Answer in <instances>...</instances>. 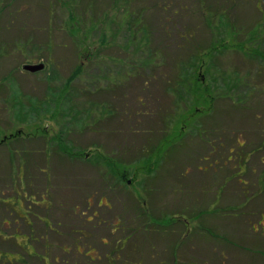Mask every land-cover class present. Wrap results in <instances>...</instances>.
<instances>
[{
    "label": "rangeland",
    "instance_id": "1",
    "mask_svg": "<svg viewBox=\"0 0 264 264\" xmlns=\"http://www.w3.org/2000/svg\"><path fill=\"white\" fill-rule=\"evenodd\" d=\"M263 15L264 0H0V140L22 131L0 144V195L8 197L0 222L8 218L12 231L18 216L10 208L19 213L23 205L39 222L50 171L54 183L68 186L66 199L108 194L113 208L99 206L100 217H122L130 233L114 264H264L261 257L250 263L262 253L256 246L236 249L233 231L235 217L240 233L248 232L244 221L264 205L257 158L264 154V58L252 52L264 51ZM258 22L262 31L251 39ZM199 51L202 60L194 57ZM196 62L195 75L216 97L209 110L175 125L190 104L179 98L177 74ZM41 63V70L24 68ZM168 134L174 143L153 152ZM59 140L88 158L56 156ZM251 149H258L253 157L239 159ZM239 162L249 168L247 186L234 178ZM22 220L18 229L26 232ZM122 225L107 220L99 232ZM1 247L9 260L14 247Z\"/></svg>",
    "mask_w": 264,
    "mask_h": 264
},
{
    "label": "flooded vegetation",
    "instance_id": "2",
    "mask_svg": "<svg viewBox=\"0 0 264 264\" xmlns=\"http://www.w3.org/2000/svg\"><path fill=\"white\" fill-rule=\"evenodd\" d=\"M21 134L22 131L19 130L17 133L6 135L0 140V144L7 143L9 140L13 141L18 139ZM55 138L58 140L57 136H55ZM237 142L242 147L244 142L240 140H237ZM257 150L258 149H251L246 152L242 150L237 153V155L239 159H242L243 153L252 154ZM74 151H77V149L66 151V145L59 140L58 150L55 153L56 156L61 155V157L69 158L68 160L71 161H74L76 156L83 157L84 155L86 159L88 158L89 154L87 152ZM64 154L70 155V157H64ZM50 156H53V152H49L46 158L50 160ZM148 158H146V160H148ZM227 159L231 160V155H229ZM62 169L65 170V166ZM47 173L45 178L46 184L43 186V196L41 197L44 203V206H41L43 214L39 215L37 212V216H35L43 222V228L46 233L44 255L40 257L41 260L44 261L43 264H114L115 260H113V255L127 249L130 233L125 227V221L122 217L119 216V218H116L114 216L109 219L103 215L100 217L98 213L99 206L105 205L108 210L113 208L108 194L100 193L99 197L95 198L94 194L99 192V190L96 189L87 191L88 193L87 198L85 197V201V198L82 199V197L74 200L66 199L63 196V191H68V186L61 184V182L54 183L53 180L55 176L51 175L50 171ZM63 175L66 176V173ZM125 175L126 174H122V179H125ZM238 177V173L234 175V178ZM57 178L59 181H62L61 176ZM127 183H131L130 179L127 180ZM110 191L114 190L110 188ZM33 196L36 201H39L35 195ZM132 206L135 207V205ZM139 206L142 207L143 204ZM77 212L80 213V216ZM74 214L78 215V219H73L71 217ZM30 216H28L29 229H38L36 219H34V216L30 218ZM107 220L110 224L113 222L117 224L121 221L123 224L122 228L118 229V231L112 228L105 231V234L103 232L100 233L99 230L104 229L102 226ZM100 244L103 247H100Z\"/></svg>",
    "mask_w": 264,
    "mask_h": 264
},
{
    "label": "crops",
    "instance_id": "3",
    "mask_svg": "<svg viewBox=\"0 0 264 264\" xmlns=\"http://www.w3.org/2000/svg\"><path fill=\"white\" fill-rule=\"evenodd\" d=\"M24 8L26 7V4H23ZM22 9V8H21ZM244 155H242V159L243 161H247L249 160L251 157H253L254 155L251 154H247V153H243ZM250 156V157H246V156ZM260 156V155H259ZM258 160H261L263 167L261 168L262 170H264V154L261 155ZM239 173L238 175L241 174V176H239L236 180H238V182H240L242 185L247 186L248 184V180L244 179L242 177V173L243 175H246L247 171L249 170V168L247 167V165L243 162H239ZM250 171L252 173H257L258 169H254V167L252 166V170L250 169ZM262 174H264L262 172ZM261 176V175H260ZM260 176H258V179L255 181V186L256 188H258L257 190L260 191L262 189V179L260 178ZM238 182H236L237 187H238ZM264 185V184H263ZM11 197V196H9ZM8 198V197H7ZM14 198V197H12ZM6 198L2 197L0 195V201L2 202V200H4ZM260 204V203H257ZM255 204V205H257ZM257 210H252L251 214V220H249L247 223L246 221H244V225L246 228L249 224H250V228H246L248 229V232L246 231L245 234L244 233H240L239 229H243V223H241V221L238 218H233L234 223L236 222V225L234 224V236L236 237V245H239V247H236L235 243L234 246L237 248H241L243 246V244H250L253 246H256L257 249L262 252L260 253L257 257H254L252 261H250V263L256 261L258 262V258L261 257L264 260V205H258V207L256 206ZM13 213L12 214H16V216H18L14 222V229L12 231L10 225H12V223H9L8 218H4L3 221L0 222V224H5L7 229L9 230H5L2 227H0V243H9L10 246H13L14 248L9 249L11 250V252H9L7 254V256L9 257V260L6 259H1L3 257L4 251L3 249H8V248H2L0 249V264H43L44 261L41 260L40 257H42L44 255V250H45V239H46V233L43 229V231H38V229H29L28 231L24 232V231H20L18 228H20L19 226V221L18 218H22L23 220L22 222V227L28 226L29 225V220H28V211L27 208L23 205L21 208V211L18 213V211L10 208ZM263 209V212L258 215V213ZM240 216V215H238ZM249 217V218H250ZM248 219V218H247ZM38 223L37 227H42L43 226V222L41 220L38 219ZM231 221V220H230ZM226 223V224H225ZM231 222H224V225L227 227V225H229ZM40 225V226H39ZM232 230V229H231ZM1 234L4 235V238H1ZM25 239H27V243L26 245L22 244V242L25 241ZM244 241V243H243ZM15 249V250H14ZM263 255V256H262ZM29 257L30 260H28L29 262H24L25 258ZM34 259V260H31ZM246 260V259H245ZM21 261V262H20ZM35 262V263H34ZM248 264V263H247Z\"/></svg>",
    "mask_w": 264,
    "mask_h": 264
},
{
    "label": "trees",
    "instance_id": "4",
    "mask_svg": "<svg viewBox=\"0 0 264 264\" xmlns=\"http://www.w3.org/2000/svg\"><path fill=\"white\" fill-rule=\"evenodd\" d=\"M114 2H115V0H114ZM262 2H263V0H262ZM71 13H70V16H71L72 20L74 21V19L76 18V16H74ZM224 16H225V13H224ZM210 21L211 20L208 19V24H211ZM74 24L77 25L76 23H74ZM261 26H260V23L258 22L257 23V26H256V29L253 31V35L254 36H250L251 39L255 38V36H258L260 34V31H262ZM145 32H146V30H145ZM235 33L238 34V31H235ZM129 39L131 40V38H129ZM223 40L220 39L219 41H221V44L224 46V45H226L227 40L226 41L225 40L223 41ZM247 41H248V39H247ZM254 41H256V40L254 39ZM104 42H106V37L104 39H102V43H104ZM217 44H218V42H217ZM217 46L218 45H216V44L213 45V46H211L212 51H207L208 56L209 55L211 56L213 53H215L217 51V48H218ZM252 52H254L258 57L264 58V51H261L258 48L257 49H253L252 48ZM152 54H154V52ZM194 54H195L194 57L197 58V60L198 59L199 60H202V57L203 56L200 55L201 54V51H199V54L197 52L194 53ZM156 55H158V54H156ZM154 57H155V54L153 55V57L150 55V57L148 58V61L153 62V58ZM147 64H149V62H147ZM184 67L188 68L187 67V64L183 65L182 68L180 67L179 72L177 74V86H176V90H177V92L179 94V98L183 99L181 101H185V105H188V101L190 100V104L187 106V108L183 109V112L180 111L178 113V114H180V116L175 121V125H179L182 122H184L186 120L187 116L192 117V114H194V113L196 115H198L202 111L203 112H206V110H209V108H211L210 103L212 101H214L215 100V97H216L215 95H212L211 90L208 88L210 86L203 87L202 86V83L203 82H202L201 78L198 75H195L196 74V71H195L196 70V67H199L197 65V62L195 64L192 63L191 66H189L188 69H191V71H192V74L190 73V75H184L185 72H187V74L189 73L188 71H186L187 70L186 68L184 69ZM82 70H83V68H82L81 65L77 66V68L72 73L73 76L69 78V82L73 81V79L75 77H77L82 72ZM215 80H216V78H215ZM234 84H232V85H234ZM228 85H230V84L228 83ZM170 88L171 87H169L168 89H170ZM178 99L176 97V100L174 101V105L176 103L175 108H179L180 107L179 106V100ZM201 105H207V107L206 108H201L200 107ZM180 108H182V107H180ZM192 118L194 119V117H192ZM181 135L178 134V137H180ZM170 139H174V135L168 134L166 137L164 136L159 141V145L157 147H155V149H153V152L157 149L156 152H159L160 151L159 152V155H160V153H162L164 151V148H165L166 145H169L171 143H174V141L172 142V140H170ZM66 149H67L66 151H70V150H68V147H66ZM164 156H165V154H164ZM164 156H163V158H164ZM163 158H162V160H163ZM158 159L159 158H157V160L155 161V163H157ZM113 166H114V164L112 165V164H109L108 163L109 169H113L114 170ZM4 198H7V197H4Z\"/></svg>",
    "mask_w": 264,
    "mask_h": 264
},
{
    "label": "water",
    "instance_id": "5",
    "mask_svg": "<svg viewBox=\"0 0 264 264\" xmlns=\"http://www.w3.org/2000/svg\"><path fill=\"white\" fill-rule=\"evenodd\" d=\"M43 63H41V64H30V65H25L24 66V68L26 69V70H29V71H37V70H41L42 68H43Z\"/></svg>",
    "mask_w": 264,
    "mask_h": 264
}]
</instances>
